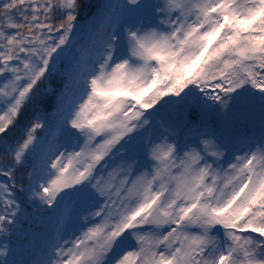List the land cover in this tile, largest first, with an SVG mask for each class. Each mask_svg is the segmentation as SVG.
Here are the masks:
<instances>
[{
  "label": "snow or ice",
  "instance_id": "1",
  "mask_svg": "<svg viewBox=\"0 0 264 264\" xmlns=\"http://www.w3.org/2000/svg\"><path fill=\"white\" fill-rule=\"evenodd\" d=\"M0 240L264 264V0H0Z\"/></svg>",
  "mask_w": 264,
  "mask_h": 264
},
{
  "label": "trees",
  "instance_id": "2",
  "mask_svg": "<svg viewBox=\"0 0 264 264\" xmlns=\"http://www.w3.org/2000/svg\"><path fill=\"white\" fill-rule=\"evenodd\" d=\"M80 2L84 5H90L97 2V0H80ZM86 10V9H85ZM0 243H3V240H0Z\"/></svg>",
  "mask_w": 264,
  "mask_h": 264
},
{
  "label": "rangeland",
  "instance_id": "3",
  "mask_svg": "<svg viewBox=\"0 0 264 264\" xmlns=\"http://www.w3.org/2000/svg\"><path fill=\"white\" fill-rule=\"evenodd\" d=\"M4 242V241H3Z\"/></svg>",
  "mask_w": 264,
  "mask_h": 264
}]
</instances>
